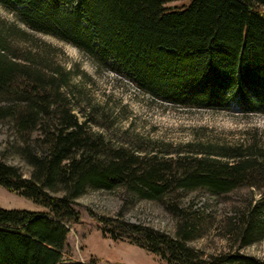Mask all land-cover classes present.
I'll use <instances>...</instances> for the list:
<instances>
[{"label": "trees", "instance_id": "1", "mask_svg": "<svg viewBox=\"0 0 264 264\" xmlns=\"http://www.w3.org/2000/svg\"><path fill=\"white\" fill-rule=\"evenodd\" d=\"M172 1L0 5L30 31L72 45L154 99L264 116V0H192L184 8L168 5ZM71 94L70 72L22 54L0 34V123L12 127L22 143L19 155L31 167L25 177L0 159V185L47 210L0 208V264H66L70 227L81 220L77 200L89 190L122 191L125 204L158 203L177 221L171 237L99 217L104 238L127 240L166 264H264L240 252L264 240V145L116 144L95 130L101 126L97 108L80 118ZM242 188L257 189L260 197L231 220L229 250L206 256L191 247L200 219L180 206L181 195L221 197Z\"/></svg>", "mask_w": 264, "mask_h": 264}, {"label": "rangeland", "instance_id": "2", "mask_svg": "<svg viewBox=\"0 0 264 264\" xmlns=\"http://www.w3.org/2000/svg\"><path fill=\"white\" fill-rule=\"evenodd\" d=\"M191 1L174 0L168 5L184 8ZM0 34L7 36L11 48L22 54L31 52L51 66H60L70 72L73 88L71 98L80 105L76 113L82 118L87 109L96 107V120L101 126H95V130L105 133L116 144L131 145L142 140L175 148L187 144L237 145L255 140L264 145V116H246L236 107L230 111L184 109L154 99L141 92L126 77L97 68L72 45L30 31L1 5ZM21 145L12 127L7 122L0 123V159L10 166L18 167L25 177H29L31 167L18 152ZM259 197L260 191L254 188H242L221 197L205 191L182 194L180 206L195 213L200 219V235L189 245L206 256L228 251L232 243L229 226L231 220ZM0 208L47 211L1 185ZM76 208L81 213V220L70 227L64 251L66 264H90L92 261L97 264H166L159 256L127 240L115 242L104 238V225L98 221L99 217L118 218L173 237L177 221L160 204L147 200L125 204L122 191L89 190L77 200ZM240 252L264 261V240Z\"/></svg>", "mask_w": 264, "mask_h": 264}]
</instances>
